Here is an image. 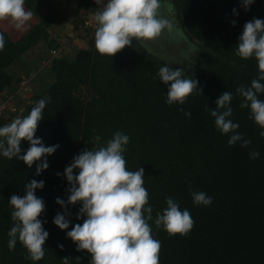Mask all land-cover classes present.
<instances>
[{
    "label": "trees",
    "instance_id": "16d2710c",
    "mask_svg": "<svg viewBox=\"0 0 264 264\" xmlns=\"http://www.w3.org/2000/svg\"><path fill=\"white\" fill-rule=\"evenodd\" d=\"M27 1L25 7L33 13V0ZM165 1L172 9L174 27L217 58V63L192 77L202 93L194 92L180 110L175 103L167 104L168 85L157 75L161 66L140 42L134 40L132 47L111 59L97 53L96 29L79 28V34L91 37L88 48L68 56L61 54L58 39H49L52 14H45L16 42L0 27L5 39L0 52L1 99L5 100V90L12 91L9 68L39 41L52 48L50 53L59 51L50 61L53 83L46 91L34 93L22 112L16 103L11 107L22 118L40 99H47L35 136L45 146L59 148L46 157L49 166L39 176L37 164L28 168L23 161L0 154V264H90L91 256L77 251V245L67 238V232L86 217L76 218L81 204L67 205L69 184L63 173L76 155L97 147L94 137L100 136V146H106L116 132L129 137L123 153L128 169H144V186L153 209L149 224L153 237L161 242L159 264H264V136L250 118V109L240 107L244 101L235 91L250 87L259 75L255 58L241 59L236 46L246 22L264 20V0H254L248 10L241 0ZM97 9L80 15V23ZM33 15H38L36 9ZM224 91L233 94L229 119L239 125L236 132L251 141L247 147H241V141L229 146L234 133L222 134L210 114ZM258 98L264 100V94ZM183 111H191V118ZM20 147L23 154L29 144L22 141ZM253 150L259 153L256 159L250 158ZM73 171L78 174L79 170ZM33 179L44 181L35 195L44 201L45 211L39 219L49 233L45 255L35 262L28 259L19 240L14 250L8 248V232L14 224L8 202L14 194L23 196L25 185ZM200 191L212 198L211 205L193 203L191 193ZM166 197L173 198L181 210L190 211L195 224L188 235L170 237L155 225L157 214L167 206ZM57 198L66 207L58 205ZM65 212L69 227L61 231L53 219Z\"/></svg>",
    "mask_w": 264,
    "mask_h": 264
},
{
    "label": "clouds",
    "instance_id": "9594fccd",
    "mask_svg": "<svg viewBox=\"0 0 264 264\" xmlns=\"http://www.w3.org/2000/svg\"><path fill=\"white\" fill-rule=\"evenodd\" d=\"M95 2L98 5L94 14L97 24L95 49L103 57L112 59L123 49L132 47L134 40L146 44L157 38L166 27H172L169 20L159 18L160 0ZM241 3L248 10L254 0H241ZM24 5L25 0H0V21H9L17 30H26L33 13ZM235 11L233 9L234 14ZM4 47V35L0 33V52ZM236 48L241 59L255 58L257 61L258 77L251 81L250 87L240 86L235 91L244 101L240 107L250 109V118L262 129L260 135L264 136V100L258 98V94H264V83H261L264 81V20L254 18L246 22ZM157 75L161 83L168 85L167 104L175 103L178 110L194 92L202 93V89H198V81L187 76L183 68L173 70L164 65ZM232 99V92L224 91L215 101V110L209 111L222 134L234 133L228 140L229 146L241 141V147H247L251 141L236 132L239 125L229 119ZM47 102V99H40L27 116L0 126V154L8 159L15 157L28 168L37 164V176L49 166L46 157L59 148V145L45 146L35 136ZM182 114L191 118V111H183ZM94 140L97 147L76 155L63 173L69 184L67 205L81 204L76 218L86 217L82 224H76L67 232V238L77 245V251L91 256L90 264H159L161 242L153 237L149 224L153 209L149 206V194L144 186V169L140 167L130 171L123 155L129 143L128 135L116 132L106 146H100V136ZM22 141L29 144L23 154ZM258 156L255 150L250 153L251 159ZM74 169L79 170L78 174H74ZM43 187V180L33 179L25 185L23 196L14 194L8 202L13 209L11 218L14 221L8 232V248L14 250L19 240L28 253V259L34 262L43 259L44 245L49 236L39 219L45 211L44 201L35 195L36 190ZM191 195L195 205L209 206L212 203V198L205 192H192ZM55 202L62 208L66 207L61 198ZM166 205L156 216L157 228L162 227L170 237L188 235L195 224L190 211L181 210L171 197H166ZM67 215V212L58 213L53 219V224L61 231L69 227ZM59 247L63 249V245Z\"/></svg>",
    "mask_w": 264,
    "mask_h": 264
},
{
    "label": "rangeland",
    "instance_id": "374dc122",
    "mask_svg": "<svg viewBox=\"0 0 264 264\" xmlns=\"http://www.w3.org/2000/svg\"><path fill=\"white\" fill-rule=\"evenodd\" d=\"M31 2H33L31 9L34 12L35 9L40 14L46 11L47 8H44L46 0H33ZM66 2L69 3V0ZM92 8L94 6L87 5L84 13ZM158 12L159 18L169 20L172 27L170 29L166 27L157 38L141 45L161 67L168 65L173 70L183 68L187 76L193 77L202 70H207L215 62L217 63V58L210 51L200 43L189 42L185 35L174 27L170 5L168 8L160 4ZM36 18L40 20L38 15ZM0 26L8 31L12 38L16 39L17 34L9 30L14 27L11 22L2 21ZM51 49V47L45 45L38 52L31 51V53L25 54L23 58L9 68V74L13 77L12 91L9 89L5 90L3 93L6 96L5 100L0 98V126L9 124L17 118L18 114L11 108L13 104L15 105L16 103L19 112H22L31 103L34 93L46 91L49 85L53 83V78L49 72V51ZM64 50L67 49L60 50V52L63 51L61 54H64Z\"/></svg>",
    "mask_w": 264,
    "mask_h": 264
},
{
    "label": "crops",
    "instance_id": "0c3cea01",
    "mask_svg": "<svg viewBox=\"0 0 264 264\" xmlns=\"http://www.w3.org/2000/svg\"><path fill=\"white\" fill-rule=\"evenodd\" d=\"M66 1L68 0H46L44 8L47 9L43 14L38 13V17L41 19L45 14L48 13L53 15L54 21L47 30L49 33V39H58V41L62 44L61 48L67 49L64 50V55L72 56L76 49H87L88 40L91 38L90 35L86 36L85 38L82 34H79L80 15L84 13L87 5L94 6V8L98 7V5L96 4L95 0H69V3ZM160 4L169 8V4L165 0H160ZM169 12L171 13L170 10ZM36 17L37 16L34 15L32 16L31 20L28 22L29 26L24 31L17 30L15 27H11V29H9L17 34L16 39L12 38L8 31L4 30L3 28L2 30L13 42H16L28 30L39 23L40 20H38ZM1 22L2 21H0V24ZM44 46L45 42L39 41L38 44L28 53H31V51L38 52V50L44 48Z\"/></svg>",
    "mask_w": 264,
    "mask_h": 264
},
{
    "label": "built area",
    "instance_id": "2783aa9c",
    "mask_svg": "<svg viewBox=\"0 0 264 264\" xmlns=\"http://www.w3.org/2000/svg\"><path fill=\"white\" fill-rule=\"evenodd\" d=\"M95 12L96 11H93V12H91V13H89L88 15H86L83 19H82V21H81V23H80V25H79V28L81 29V30H85V29H96V27H97V24H96V22H95V20H94V14H95ZM58 53H59V51L57 52V51H51V56H50V59H49V61H51V59L52 58H54V57H56L57 55H58ZM48 61V62H49ZM14 112L16 111L15 109H12Z\"/></svg>",
    "mask_w": 264,
    "mask_h": 264
}]
</instances>
